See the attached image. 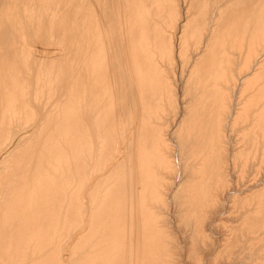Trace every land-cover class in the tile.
I'll list each match as a JSON object with an SVG mask.
<instances>
[{
	"label": "bare ground",
	"instance_id": "6f19581e",
	"mask_svg": "<svg viewBox=\"0 0 264 264\" xmlns=\"http://www.w3.org/2000/svg\"><path fill=\"white\" fill-rule=\"evenodd\" d=\"M65 1L50 128L0 20V264H264V0Z\"/></svg>",
	"mask_w": 264,
	"mask_h": 264
},
{
	"label": "rangeland",
	"instance_id": "374dc122",
	"mask_svg": "<svg viewBox=\"0 0 264 264\" xmlns=\"http://www.w3.org/2000/svg\"><path fill=\"white\" fill-rule=\"evenodd\" d=\"M11 1V0H10ZM16 1V7H14V5H15V3L13 2V0L11 1V3L13 2L14 3V5H12L10 2H9V4H5L6 5V9L5 8H2V2H1V6H0V10L2 11L3 9V11L2 12H0V20H2V19H4L3 21H7L8 20V22H10V19H11V22L13 21V22H17V21H19V20H16V19H18V18H14L15 16H17V17H19V16H21V17H19V19H20V21H19V23H17V24H20V23H22V22H24V23H22V24H24L25 25V21H28V22H26V24L27 25H25V27H27V26H29V27H32V28H27V31H26V34H24V35H26V38L28 39H26V38H24L23 39V37L24 36H22V39H21V36L19 35L18 37H17V35H15L14 37H12L10 40L12 41V42H9V43H12V44H9V43H6V44H9V46H13L14 45V47H15V49H16V51H17V53H18V55L17 56H15L17 59H15V60H17V63H26V64H24V65H29L28 67H26L25 66V69L26 70H33L32 71V76H31V74L30 75H25V77L24 76H22V80L24 81V83L22 84V85H25V83L27 82V80L26 79H28L30 76V79H32L33 80V82H34V79L35 78H37L38 77V79H35V80H37L34 84L36 85V86H38V87H35V85L32 83V85H31V83H30V85H29V83L27 82L26 83V85H25V89H28L29 90V94L30 95H35V97H33V96H31L30 97V95H28L27 94V92H28V90L26 91V92H24L23 93V95L21 96L22 98H21V100H20V102H24V101H26L25 100V97H26V99H27V97L29 98L30 97V99H29V101H28V104H26V102H24L23 104H25V107H26V109L28 110V112H26V113H24V111H27V110H25V107H23L22 108V110L21 111H23V112H21V116H20V113H19V116L20 117H18V119L20 120V121H26V120H28V121H30V120H32V118H34L33 119V121L35 120V125L33 124V125H31V128L33 127V126H37L38 124H39V126L41 125V127H44V128H46V127H49L50 125V127H52V125L53 124H51L52 123V119H54L55 118V115H54V113H55V109H56V100H52V101H54L53 103L51 102V100L50 99H48L47 100V98L50 96V90L52 91V89H50V88H52L53 87V85L52 84H54V83H52V81L54 82L55 80H53V76L54 75H56V74H58V75H56L55 77L57 78V76H59V72H61L62 70V67L61 66H63L62 64L65 62V60H62V59H65V57H67V52H68V55H69V52H70V49H69V51H68V49L66 48V46L64 45V44H61V43H59L60 41L58 40V38L53 34V36H52V34L50 33V30L53 28V26L56 28L57 27V24H58V22H59V20H58V18L54 15V13H52L53 11H52V9H51V11L49 10V9H47V10H43V8L41 7V5H40V2L41 3H45V1H47V0H31V1H29V0H23V1H25V2H23L22 0H19V1H17V0H15ZM22 1V2H21ZM40 1V2H39ZM52 0H50V2H51ZM69 1V0H68ZM27 2H31L30 4L28 3V5H27ZM32 2H35L34 3V5H32L33 3ZM38 2V3H37ZM65 2H67V0L65 1ZM4 3V2H3ZM5 3H8V0H6V2ZM23 3H25V5H27L26 6V8H28V11H25V6H22V5H24ZM5 5H3V7L5 6ZM7 5H10V7L9 6H7ZM13 6V7H12ZM30 6H31V8H30ZM32 6H34V9H33V7ZM36 6H37V8H36ZM38 6L41 8H38ZM9 7V8H8ZM8 8V9H7ZM11 8H13L14 9V12H10V11H12L11 10ZM16 8V9H15ZM18 8V9H17ZM23 8H25V9H23ZM30 8V9H29ZM36 8V9H35ZM32 9V11H30ZM40 9V10H39ZM16 10H17V12L18 13H16ZM24 10V11H23ZM27 10V9H26ZM14 13V14H13ZM17 15H16V14ZM15 15L14 17H13V15ZM31 15V16H30ZM9 16H12V17H9ZM54 16V17H53ZM7 17V18H6ZM27 19H26V18ZM31 17V18H30ZM55 17L57 18V19H55ZM2 18V19H1ZM6 18V19H5ZM32 18H34V19H32ZM26 19V20H25ZM30 19V20H29ZM15 20V21H14ZM36 20V21H35ZM30 21H32V22H30ZM30 22V23H29ZM40 22V23H39ZM29 23V24H28ZM37 24H41L40 26H42V27H40V29L39 30H36L35 28L37 27ZM64 24V23H63ZM31 25V26H30ZM34 25V26H33ZM36 25V26H35ZM59 25V24H58ZM60 25H62L61 23H60ZM59 25V26H60ZM246 26L248 27V24H246ZM48 27V28H47ZM49 29V30H48ZM46 30V31H45ZM53 30V29H52ZM51 30V31H52ZM38 31H40L39 33H38ZM36 32H37V34H36ZM42 33V34H41ZM44 36V37H43ZM31 37V38H30ZM259 37H260V27H258V31H257V37H256V40H255V42L256 43H258V39H259ZM57 38V39H56ZM9 40V41H10ZM25 40H27V42L25 41ZM25 43H24V42ZM16 45H15V44ZM26 44V45H25ZM0 45H1V42H0ZM3 45V44H2ZM63 45H64V47H65V50H63ZM9 46L7 47V45L5 46L4 45V48L5 47H7L6 49H2L1 47V49L2 50H0L1 51V54H3V51L4 52H6L5 50H7L8 48H9ZM17 47V48H16ZM36 47V48H35ZM30 49V50H29ZM10 51V48H9V50H8V52ZM33 51V52H32ZM8 52H6V53H4L3 55H7V53ZM32 52V53H31ZM32 54H33V56H32ZM66 55V56H65ZM65 56V57H64ZM1 58H2V55L0 56ZM4 58L6 57V56H3ZM20 57V58H19ZM34 57H35V59L37 60V62H36V60L34 59ZM60 57V58H59ZM64 57V58H63ZM0 58V59H1ZM19 58V59H18ZM44 59V60H43ZM46 59V60H45ZM59 59H61V60H59ZM40 60V61H39ZM0 61H2L1 63H0V66H2L1 64L4 62V59L3 60H0ZM43 61V62H42ZM48 61V62H47ZM52 61L54 62V63H52ZM16 62V61H15ZM60 62V63H59ZM42 63H44V64H42ZM39 64V65H38ZM48 64V65H47ZM53 64H54V66H53ZM56 64H58V67H56ZM61 64V66H60V68H59V65ZM40 65H42V66H40ZM46 65H47V67H46ZM48 66H49V69H47L48 68ZM44 67V68H43ZM51 67V68H50ZM30 68V69H29ZM44 69V71L42 70V69ZM56 68H58L59 70H57ZM0 69L2 70V68L0 67ZM47 69V70H46ZM52 69H54V71L52 70ZM56 69V70H55ZM0 70V71H1ZM41 70V71H40ZM50 71V72H49ZM57 71H59V72H57ZM37 74H35V73ZM49 72V74L47 75V73ZM52 72V75L50 74ZM56 73V74H55ZM34 75V76H33ZM44 75V76H43ZM47 75V76H46ZM35 76H37V77H35ZM47 77H49V78H52L51 80L48 78V81H47ZM24 78V79H23ZM44 78H45V80L47 81V83L45 84V83H42V82H44L45 80H44ZM31 80V81H32ZM38 83V84H37ZM40 83H42L44 86H42V84H41V86H39L40 85ZM50 83H52V84H50ZM50 84V85H49ZM47 85V86H46ZM51 85H52V87H51ZM27 86V87H26ZM33 86V87H32ZM46 86V87H45ZM48 86H49V88H48ZM32 88V90L31 89H29V88ZM41 87V88H40ZM45 87V88H44ZM34 88H36L35 90H33ZM38 88V89H37ZM39 88H40V92H39ZM42 88H43V90H44V92L42 91ZM46 88H48V89H46ZM50 89V90H49ZM36 90H37V92H36ZM47 92H46V91ZM43 92V93H42ZM47 93V95H45L46 93ZM48 92H49V96H48ZM2 92H0V94H1ZM42 94V95H41ZM25 96V97H24ZM36 96H38V97H36ZM45 96V97H44ZM46 96H47V98H46ZM43 97V98H42ZM33 98H37L36 100L35 99H33ZM41 101H39V100ZM42 99V100H41ZM28 100V99H27ZM34 100V101H33ZM50 100V101H49ZM3 102H5V101H3ZM44 102H49L47 105H46V103H45V107H44V105H42V104H44ZM30 103H32V104H30ZM37 103L38 104H40V107H38L39 105H37ZM53 104V106H48L49 104ZM55 103V104H54ZM5 104H6V102H5ZM5 104H3L2 106H0V108L1 109H3L4 107V109H3V112H2V110L0 109V112H1V114H0V116L1 115H3V114H7L8 113V111L9 112H11L10 110V108L6 105V106H4ZM33 104L35 105V108L33 107ZM27 105V106H26ZM29 105V106H28ZM32 105V106H31ZM41 105H42V109H41ZM47 106V107H46ZM55 106V107H54ZM3 107V108H2ZM6 107H7V111L5 110L6 109ZM27 107H29L30 109H32V110H30L29 108H27ZM43 107H44V110H43ZM48 107H49V109H50V107H51V110H53V108L52 107H54V113L51 111V110H49L48 109ZM38 108H39V112H38ZM47 108V109H46ZM10 109V110H9ZM34 109V110H33ZM35 109H37V111H35ZM45 109H46V111H48V112H46L45 111ZM5 110V111H4ZM29 110H30V112H29ZM40 110H42V111H45V112H42V111H40ZM57 110V109H56ZM31 111H34L32 114H30L31 113ZM35 112H37V113H35ZM42 112V115L40 116L39 114ZM45 113H46V116L49 114V113H53L52 114V116H48V117H46L45 116V118H47V120L46 119H44V116L43 115H45ZM10 116H8L7 115V117H9V119L11 120V117L12 118H14L13 117V113L12 114H10V113H8ZM28 114V115H27ZM30 114V115H29ZM34 114V115H33ZM12 115V116H11ZM24 115V116H23ZM27 115V116H26ZM36 115H37V117H36ZM30 116H32V117H30ZM35 116V117H34ZM53 116H54V118H53ZM28 117V118H27ZM43 117V120L41 119ZM52 118V119H50V118ZM24 118V120H21V119H23ZM26 118V119H25ZM30 119V120H29ZM41 119V120H40ZM40 120V121H39ZM44 120H45V122H44ZM50 120V121H49ZM43 121V122H42ZM50 122V125H49V123H47V122ZM32 122V121H31ZM42 123H44V124H42ZM46 123V124H45ZM43 125V126H42ZM12 126H14V125H12ZM49 127V128H50ZM30 128V127H29ZM46 133V132H45ZM37 134V133H36ZM36 134H33L32 136H31V133L30 134H26L27 135V137H29V135H30V138L32 137V138H34L33 136H35ZM47 134V133H46ZM38 135H44V132L43 133H41V134H39L38 133ZM38 135L36 136V138L38 137ZM31 138V139H32ZM36 139H33V140H31V141H35ZM19 216V215H18ZM17 215H16V218L18 217ZM15 217V216H14ZM21 218V217H20ZM19 218V219H20ZM26 218H28V217H26ZM11 219V218H10ZM9 219V220H10ZM22 219V218H21ZM34 219V218H33ZM16 220V222H17V220H18V218L17 219H13L12 221L14 222ZM23 220V219H22ZM25 220V219H24ZM27 220V219H26ZM25 220V222L24 223H21L22 221H19V222H17V224L18 225H23L22 227L24 228H20V229H18V230H22V231H25V230H28V229H31V228H27V227H29L27 224H28V222H30L32 219H30V218H28V221H26ZM30 220V221H29ZM9 222V221H8ZM13 222H11V223H13ZM16 222H14L13 223V227L14 226H17V224H16ZM27 222V224H25ZM33 222V220L31 221V223ZM34 222H35V219H34ZM10 223V224H11ZM16 224V225H15ZM222 224V223H221ZM219 225V228L217 229V232L218 233H222L223 232V230H224V228H223V226L222 225ZM226 224H228V222L226 223ZM25 225H27L26 227H25ZM11 226V225H10ZM12 227V226H11ZM5 228V227H4ZM11 229H14V228H11ZM4 230V229H3ZM224 258H225V255H221L218 259H217V264H221L222 262H223V260H224ZM207 261H210V258L207 260Z\"/></svg>",
	"mask_w": 264,
	"mask_h": 264
}]
</instances>
